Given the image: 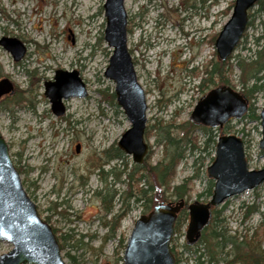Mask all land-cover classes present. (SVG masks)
<instances>
[{"label":"rangeland","instance_id":"374dc122","mask_svg":"<svg viewBox=\"0 0 264 264\" xmlns=\"http://www.w3.org/2000/svg\"><path fill=\"white\" fill-rule=\"evenodd\" d=\"M104 1L0 0V40L14 37L26 47L25 55L14 61L0 44V75L6 76L22 94L21 100L3 97L0 136L40 217L50 216L55 228L72 233L71 238L58 239L65 264H121L119 241L102 237L91 240L82 234L94 231L105 234L99 218L104 216L105 205L114 212L125 203L128 210L120 230L126 239L141 208L147 206L133 198L141 186L136 172L128 184L127 174L137 165L131 155L122 151V158L110 159L105 153L112 147L118 148L117 141L130 123L115 98L111 102L109 97L103 99L105 91L112 92L114 86L104 76L112 50L103 37ZM233 1H124L127 46L145 93L147 126L188 120L198 98L214 87L208 83L201 91L197 85L204 77L208 61L218 59L212 38L228 20ZM260 1L248 11L249 25L231 53L232 63L237 56L253 57L254 52L264 49V8L261 9L264 0ZM56 69L77 70L87 89L85 97L65 100L66 111L61 116L53 114L44 95V83L53 80ZM28 71L32 72V84ZM238 74V68L234 67V88L240 91ZM251 101L258 113L264 105V90ZM223 128L224 133L243 140L250 169L264 167V151L258 144L259 121L242 116L227 121ZM197 133V146L186 149L171 181L172 186L187 176H195L188 186L187 203L209 199L205 194L209 179L206 168L212 162L213 147L210 144L202 150L204 136L200 131ZM144 138L152 150L154 164L162 157L163 147L157 144L153 129L148 140L145 135ZM110 170L118 179L99 178ZM86 180L88 183L82 184ZM166 196L168 201L175 200L169 189ZM247 206L255 210L245 218ZM216 210L222 220L218 228L242 242L243 250L262 254L264 182L226 199ZM64 212L69 215L60 214ZM186 225L187 220L171 238L180 264L194 263L192 250L183 248ZM10 249V243L0 241V254Z\"/></svg>","mask_w":264,"mask_h":264},{"label":"water","instance_id":"95a60500","mask_svg":"<svg viewBox=\"0 0 264 264\" xmlns=\"http://www.w3.org/2000/svg\"><path fill=\"white\" fill-rule=\"evenodd\" d=\"M258 0H234L231 14L214 41L218 59L225 60L235 49L248 22V9ZM104 40L112 48L104 76L114 84L116 102L130 123L120 136L117 146L141 163L148 151L144 141L146 126L145 93L139 84L134 63L127 47V13L124 0H105L103 3ZM0 44L14 60L25 53V46L16 38L3 37ZM44 95L49 99L55 115L64 112L63 100L84 97L85 83L77 70H55L52 81L44 84ZM7 78L0 79V96L12 92ZM247 109V99L234 88L221 85L209 89L195 103L189 119L210 128L222 127L231 118H240ZM261 138L264 151V105L259 111ZM79 145H76V151ZM213 180L212 194L205 203L188 204L186 242L195 243L202 228L211 218V208L226 199L251 190L264 182V167H248L244 144L234 134H220L216 139L214 159L206 168ZM184 200L158 202L147 214L139 216L129 233L122 252V264H175L170 251V238L178 211ZM0 241L12 245L0 254V264H65L51 226L38 214L35 203L22 186L18 170L9 155L5 140L0 136ZM109 264V263H105Z\"/></svg>","mask_w":264,"mask_h":264},{"label":"trees","instance_id":"16d2710c","mask_svg":"<svg viewBox=\"0 0 264 264\" xmlns=\"http://www.w3.org/2000/svg\"><path fill=\"white\" fill-rule=\"evenodd\" d=\"M258 4H261V1H258ZM263 8L264 5H261V9ZM215 36L212 38V42H214ZM231 58L232 54L223 61L218 59L208 61L204 68V77L198 83L197 88L203 91L202 86L205 87V85H209L210 83L214 86L229 85L234 88L233 70L234 67L238 68L239 74L237 78L241 88L240 92L248 101L247 110L243 116L248 118L249 121L258 122L260 119L259 114L256 112V108L251 99L256 93L264 90V49L254 52L253 57L237 56L234 63L230 62ZM105 92L103 99H108L106 97H109V102L114 100L115 94L113 91L110 93ZM14 97L17 100H21L22 94ZM152 129L155 130L157 144L163 147L162 157L152 164V150L149 146L144 161L141 164L134 165L133 169L127 174L129 179L128 184H131L133 173L136 172L138 174L137 181L141 186L138 192L135 195L133 194V198L136 202L147 205L143 213L152 209L153 205L159 201L168 202L166 196L168 189L171 190V195H174V201L180 198L185 199L183 207L176 215L173 228L174 233L177 230L176 228L187 220V198L185 197L189 194L188 186L190 181L195 177L187 176L180 184L171 186L176 168L185 157L186 149L192 150L197 146L198 131L202 132L204 136V147L202 150L210 144L213 147L212 149H214L216 133L224 132L226 128H209L195 124L189 119L183 122L171 120L169 123L163 125L158 123L150 125V127L146 126V140L150 137V130ZM105 153L110 159L123 157L122 151L117 147L107 149ZM211 160H213V157H211ZM111 172L118 178L114 171L111 170ZM212 186L213 181L208 179V187L205 191L208 197L212 193ZM253 210L255 208L251 210V206H247L244 217L247 218ZM218 216V211L213 209L211 220L202 230L201 236L194 248L184 243L183 248L185 250H192L195 264H264V250L262 254L254 253L255 251L253 252L252 250H243L242 242H238L236 237L228 234L226 230L218 228V225L221 223L220 221H222L218 219ZM254 233L256 234V231ZM170 243V249L175 257V264H180L181 259L175 251V247L172 246V239ZM124 245L125 238H122V240H119L118 245L120 252L123 250ZM119 260H121V256H119Z\"/></svg>","mask_w":264,"mask_h":264},{"label":"flooded vegetation","instance_id":"af4514ba","mask_svg":"<svg viewBox=\"0 0 264 264\" xmlns=\"http://www.w3.org/2000/svg\"><path fill=\"white\" fill-rule=\"evenodd\" d=\"M8 51V50H7ZM25 52H26V47H25ZM11 54V53H10ZM24 55H25V53H24ZM23 55V56H24ZM22 56V57H23ZM21 57V58H22ZM13 58V57H12ZM20 58V59H21ZM19 59V60H20ZM14 60V59H13ZM14 61H18V60H14ZM31 71H28V74H29V78H30V76H31ZM2 78H7L6 76H1L0 75V79H2ZM8 79V78H7ZM9 80V79H8ZM10 81V80H9ZM47 82V81H46ZM10 83L12 84V92L11 93H7V94H3V95H1L0 96V104L2 103V100H3V97H4V99H11L12 97H14V96H16L17 94H19V91H18V89H17V86L14 84V83H12L11 81H10ZM33 82L31 81V78L29 79V84H32ZM45 84V83H44ZM63 104H64V106H65V100L63 101ZM65 111H66V108H65V110H64V112L62 113V114H60V115H58V116H61V115H63L64 113H65ZM78 145V144H77ZM75 150H76V146H75ZM9 151V150H8ZM79 151V150H78ZM77 151V152H78ZM143 161H144V159H143ZM142 161V162H143ZM141 162V163H142ZM141 163H137V164H141ZM14 164V163H13ZM15 166V165H14ZM16 167V166H15ZM17 169V168H16ZM107 174V175H106ZM113 173L111 172V170L108 172H106L105 174L103 173V175H99V178H101V179H105V178H107L108 176H114V175H112ZM115 179H118V178H116V177H114ZM85 183H88L87 182V180H86V182H82V184H85ZM30 197V196H29ZM31 198V197H30ZM32 199V198H31ZM103 204H106L105 202H106V199L104 198V196H103ZM124 202H126V200L124 201ZM60 204V202L57 204V205H59ZM37 208V207H36ZM53 210L54 212H55V210L53 209V208H50V210ZM51 210V211H52ZM105 213H104V216L102 217V216H99V218H100V220H101V226H104L105 227V234H103V235H100L97 231H94V232H92V233H86V234H82L84 237H88V238H90L91 240H93V239H95V238H104V239H108V240H110V239H113V240H116V241H119V240H122V238H123V236H122V233H121V227L123 226L122 225V220H123V218H124V216L126 215V212H127V210H128V208H127V205L124 203V205L123 206H121V208L120 209H117V210H115L114 212H112V210H111V208L108 206V205H105ZM143 208H141V211H140V215H143ZM213 210V209H212ZM52 211V212H53ZM37 212H38V210H37ZM61 215H63V216H67V215H69V214H67L66 212H64V213H60ZM139 215V216H140ZM43 219V218H42ZM44 221H46L50 226H51V228H52V230H53V232H54V234H55V237H56V239H57V241H58V239H66V238H71L72 237V233L71 232H61L60 230H58V228H55V226L54 225H52L50 222V220H51V217L49 216V217H47L46 216V218L45 219H43ZM205 228V227H204ZM59 233V236L57 235ZM198 241V240H197ZM196 241V242H197ZM59 242V241H58ZM62 242V241H61ZM193 243L191 246L194 248V246L195 245H197V243ZM60 244V243H59ZM61 245L62 244H60V247H61ZM191 254H192V252H191ZM110 264V263H109Z\"/></svg>","mask_w":264,"mask_h":264}]
</instances>
